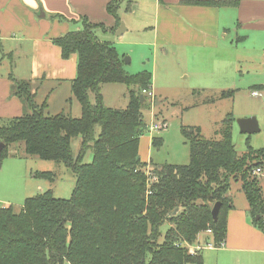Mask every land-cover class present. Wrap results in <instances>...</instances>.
<instances>
[{
	"label": "trees",
	"instance_id": "16d2710c",
	"mask_svg": "<svg viewBox=\"0 0 264 264\" xmlns=\"http://www.w3.org/2000/svg\"><path fill=\"white\" fill-rule=\"evenodd\" d=\"M118 7V0L106 6L116 25ZM82 21L81 30L54 39L63 59L76 54L71 92L80 105L79 118L46 114L34 103L30 82L13 79L12 92L25 111L0 123V161L10 156L11 143L23 142L27 154L63 163L74 173L75 187L68 199L47 190L26 197L18 210L13 205L0 208V264H202L200 251L191 254L183 244H195L208 228L206 241L223 242L232 181L240 183L248 213L263 228L264 197L255 169L264 170V148L247 144L239 153L228 115L221 121L219 138L182 128L189 162L154 165L148 176L146 162L139 158V140L146 130L141 109L147 99L143 90L151 88L150 74H129L114 45L96 35L105 26ZM104 83L127 86L124 109L104 105ZM231 96L232 91L222 90L210 101ZM77 137L80 146L74 155L71 140ZM160 143L151 138L152 146ZM88 152L91 159L86 162ZM35 175L51 177L48 172ZM216 201L221 206L214 222L211 208ZM164 223L168 227L162 233Z\"/></svg>",
	"mask_w": 264,
	"mask_h": 264
},
{
	"label": "crops",
	"instance_id": "0c3cea01",
	"mask_svg": "<svg viewBox=\"0 0 264 264\" xmlns=\"http://www.w3.org/2000/svg\"><path fill=\"white\" fill-rule=\"evenodd\" d=\"M109 1L0 0V123L19 117L25 111L20 98L12 92L13 79L29 81L34 103L46 110L54 109L55 114L64 112L70 103L68 93L53 94L49 88L41 91V87H37L38 83L43 86L52 80L58 86L71 83L76 75V55L63 59L60 48L54 43V39L64 33L62 26L56 25L61 21H73L83 26L82 20L86 18L90 23L103 24L106 29L96 30V35L100 39L107 38L101 40L112 43L121 58L116 47L119 38L129 30L147 33L151 36L148 44L156 45V49L165 55L171 51L176 58L186 59L190 68L195 69L193 82L208 81L221 66L224 72L229 64L235 68L245 58L238 53L239 47H252L257 53L255 56L248 52L250 57L264 65V0H229L234 3L228 5L201 3L206 0H118L120 23L124 24L119 34L115 32L120 23L116 25L114 17L106 11ZM65 28L68 30L67 26ZM110 34L117 40H111ZM56 67L59 70L53 72ZM224 72L217 76H223ZM187 76L190 77L189 71ZM254 91L261 93L254 89L251 94ZM1 175L2 172L0 179L6 183L3 186L0 180V189L6 187L7 193L16 195L24 192L21 187L9 185L23 175L18 163L9 162L7 174ZM257 175L264 197V170ZM36 190L39 193L42 188ZM229 196L231 205L226 212L225 238L219 247L200 250L202 264H264V227L254 224L246 198ZM13 202L11 198L2 197L0 208L22 205V201ZM207 236L205 232L198 235L196 243L211 242L205 240Z\"/></svg>",
	"mask_w": 264,
	"mask_h": 264
},
{
	"label": "rangeland",
	"instance_id": "374dc122",
	"mask_svg": "<svg viewBox=\"0 0 264 264\" xmlns=\"http://www.w3.org/2000/svg\"><path fill=\"white\" fill-rule=\"evenodd\" d=\"M56 25L62 26L60 28L64 33L61 32L60 36L69 31H79L83 27L73 21H61ZM66 26L68 30H66ZM109 38L113 41L117 40V37L113 34H110ZM101 39L106 40L107 38ZM143 40H145V43H141ZM149 41L151 42V36H148L147 33L143 35L129 30L122 38L118 39L116 44L124 61L123 67L129 74L134 75L140 72L150 74L151 91L156 102L159 101L156 104L155 99L150 100L147 97L141 109L147 128L140 136L139 158L142 162H146L144 170L148 176L151 175L154 165L187 164L189 162L188 137L182 132V128L188 132L198 129L200 136L203 138H219L221 121L228 115L232 118L231 140L239 153L246 150L247 144L253 149L264 148V65L260 63V60L257 63L248 53L253 52L256 56V50L249 46L244 48L245 50L239 47L238 53L245 55V58L235 68L231 66L232 64H229L225 69L226 72H224V67L221 66L217 71H219V74L224 72L223 76L218 77V73H214L212 78L207 79L208 81L198 80L193 82L195 69L190 68L185 62L186 59L182 60L181 56L176 58L171 51L168 52V55H165L163 51L156 49V45L148 44ZM157 47L159 48V46ZM58 70L56 67L53 72ZM187 71L190 72V77H186ZM200 78L205 77L200 76ZM215 79L219 80L215 81ZM37 87H41V91L44 88H49L53 91V94L68 93L71 101L67 104L64 112L60 114L70 115L74 118L80 117V105L72 95L71 83L66 82L58 86L56 81L52 80L44 83L43 86L38 83ZM223 89L232 91V96L210 101L212 97L216 98L217 93ZM254 89L261 90L262 97L253 96L251 91ZM194 90H197L199 94L195 93ZM100 91L105 106L117 109L126 107L128 88L124 84L104 83L101 85ZM90 100L94 102L93 95L90 96ZM43 109L46 114L55 115L54 109ZM246 116L256 117L259 123L258 132L244 134L239 131L236 119ZM153 122L159 124V130L149 129ZM152 137L161 139L160 145L152 146ZM79 146L80 138H73L71 148L74 155L77 154ZM8 151L9 158L5 157L0 161L1 176L7 174L9 162L18 163L23 175L16 179V183L9 185H14L15 188L21 187L24 192L20 195L7 193V189L4 187L0 189V198H11L14 201L13 203L23 202L25 197L38 193L37 187L42 188L41 192L50 190L55 198L68 199L71 196L75 187V175L63 163L27 154L23 142L11 143ZM90 159L88 152L84 160L89 162ZM39 172H48L51 177L36 176L35 174ZM0 180L2 185L5 186L6 180ZM228 192L236 198L239 196L245 198L239 182L232 181ZM14 207L15 210H18L19 206L14 205ZM167 227L168 224L164 223L160 228L161 232L164 233ZM159 241H162V237Z\"/></svg>",
	"mask_w": 264,
	"mask_h": 264
},
{
	"label": "water",
	"instance_id": "95a60500",
	"mask_svg": "<svg viewBox=\"0 0 264 264\" xmlns=\"http://www.w3.org/2000/svg\"><path fill=\"white\" fill-rule=\"evenodd\" d=\"M123 27H124V24H123V22H121L120 27L115 32V34L121 33L120 29L121 28L123 29ZM140 101H143V95H140ZM236 122H237V125L239 127V131L241 133L253 134V133L259 131L258 123H257L255 116L237 118ZM2 146H3V143H0V150H1ZM220 206H221V202L216 201L211 208V217H212V220L214 222H216V220H217V215H218V211H219Z\"/></svg>",
	"mask_w": 264,
	"mask_h": 264
},
{
	"label": "built area",
	"instance_id": "2783aa9c",
	"mask_svg": "<svg viewBox=\"0 0 264 264\" xmlns=\"http://www.w3.org/2000/svg\"><path fill=\"white\" fill-rule=\"evenodd\" d=\"M143 93L150 99V100H154L155 97L153 95V92L151 91V88L149 89H144L143 90ZM253 95L255 96H261V93L258 92V91H254L252 92ZM146 128H147V125H146ZM149 129L151 130H159V124L158 123H152V125L149 126ZM261 172L260 168H256L255 169V173L256 174H259ZM153 180H155L156 178L153 177L152 178ZM262 221L264 222V215L262 216ZM205 233H207L208 235L211 234V230L208 228ZM223 242L219 243V244H214L213 242H206L205 244L201 245V244H188V243H182L183 245H185L187 248L190 249V252L191 254H194L196 253L197 251H200L202 248H205V247H208V248H216V247H219L222 245ZM181 243L177 244L176 245H180Z\"/></svg>",
	"mask_w": 264,
	"mask_h": 264
}]
</instances>
